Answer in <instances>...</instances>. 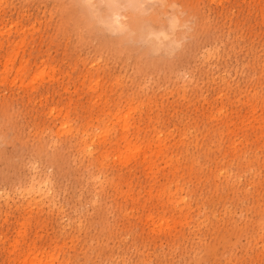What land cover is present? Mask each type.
<instances>
[{
	"label": "rangeland",
	"instance_id": "rangeland-1",
	"mask_svg": "<svg viewBox=\"0 0 264 264\" xmlns=\"http://www.w3.org/2000/svg\"><path fill=\"white\" fill-rule=\"evenodd\" d=\"M141 10L0 0V264H264V0Z\"/></svg>",
	"mask_w": 264,
	"mask_h": 264
},
{
	"label": "bare ground",
	"instance_id": "bare-ground-1",
	"mask_svg": "<svg viewBox=\"0 0 264 264\" xmlns=\"http://www.w3.org/2000/svg\"><path fill=\"white\" fill-rule=\"evenodd\" d=\"M150 1L152 0H95L94 3L93 0H84L91 15L104 24L111 33L122 32L127 29V17L120 12L121 8H130L140 11L145 7L146 3ZM98 6H100V8ZM178 21L179 20L174 16L168 17V22L170 23L171 28L175 24L177 25ZM155 33V31L150 29L145 35L152 36V34ZM155 38H159L158 33ZM32 187L35 186L32 185ZM37 188L39 189L40 186L37 185Z\"/></svg>",
	"mask_w": 264,
	"mask_h": 264
}]
</instances>
